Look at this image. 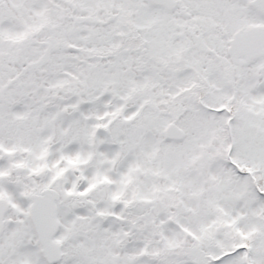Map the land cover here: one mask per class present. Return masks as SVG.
<instances>
[{
  "label": "snow or ice",
  "instance_id": "obj_1",
  "mask_svg": "<svg viewBox=\"0 0 264 264\" xmlns=\"http://www.w3.org/2000/svg\"><path fill=\"white\" fill-rule=\"evenodd\" d=\"M0 264H264V0H0Z\"/></svg>",
  "mask_w": 264,
  "mask_h": 264
}]
</instances>
